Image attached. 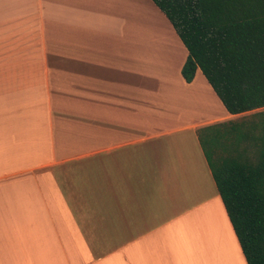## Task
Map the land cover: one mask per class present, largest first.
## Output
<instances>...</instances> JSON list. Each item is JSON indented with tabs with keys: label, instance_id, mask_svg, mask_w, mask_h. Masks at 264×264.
<instances>
[{
	"label": "crops",
	"instance_id": "1",
	"mask_svg": "<svg viewBox=\"0 0 264 264\" xmlns=\"http://www.w3.org/2000/svg\"><path fill=\"white\" fill-rule=\"evenodd\" d=\"M163 17L0 0V264H247L197 137L232 116Z\"/></svg>",
	"mask_w": 264,
	"mask_h": 264
},
{
	"label": "trees",
	"instance_id": "2",
	"mask_svg": "<svg viewBox=\"0 0 264 264\" xmlns=\"http://www.w3.org/2000/svg\"><path fill=\"white\" fill-rule=\"evenodd\" d=\"M231 116L197 130L247 264H264V0H151Z\"/></svg>",
	"mask_w": 264,
	"mask_h": 264
},
{
	"label": "rangeland",
	"instance_id": "3",
	"mask_svg": "<svg viewBox=\"0 0 264 264\" xmlns=\"http://www.w3.org/2000/svg\"><path fill=\"white\" fill-rule=\"evenodd\" d=\"M164 20H165V18L163 17V22H164ZM164 24V23H163ZM168 26L170 27V25H169V23H168ZM174 41H172V39H169V41L167 42V48L169 49V54H170V52H171V48L170 47H173L175 44L173 43ZM166 44H165V41L163 40V71H165V64H167V62H166V60L165 59H167L166 58V49L164 48V46H165ZM173 45V46H172ZM168 70V69H167ZM168 72H170L169 70H168ZM211 110H212V114H213V116H216V117H220V111H219V108L218 107H216V106H211ZM253 112H251V113H246V114H241V115H237V116H232V117H228V119H227V121L228 120H235V121H238V120H240V119H242L243 117H247V116H249V115H251Z\"/></svg>",
	"mask_w": 264,
	"mask_h": 264
}]
</instances>
